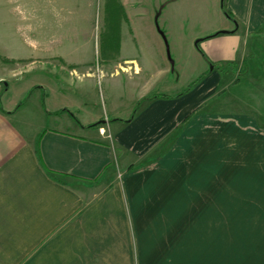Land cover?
<instances>
[{"label":"crops","instance_id":"0c3cea01","mask_svg":"<svg viewBox=\"0 0 264 264\" xmlns=\"http://www.w3.org/2000/svg\"><path fill=\"white\" fill-rule=\"evenodd\" d=\"M190 1L191 19L212 24L199 39L212 70L129 121L88 127L71 99L33 125L2 96L6 64L22 58L0 53L14 61L0 60V264H264V97L219 109L237 80L222 68L247 63L249 40L264 46V0ZM118 3L133 23V3ZM50 58L81 75V51ZM146 69L124 58L109 74L133 82Z\"/></svg>","mask_w":264,"mask_h":264},{"label":"rangeland","instance_id":"374dc122","mask_svg":"<svg viewBox=\"0 0 264 264\" xmlns=\"http://www.w3.org/2000/svg\"><path fill=\"white\" fill-rule=\"evenodd\" d=\"M129 1L134 6L131 24L118 20L114 0H0V28L6 35L0 40V53L22 58L6 64L7 91L2 96L16 101L22 108L19 115L33 125H51L44 106H63L71 99L81 100V120L112 122L129 118L131 104L139 97L171 98L190 92L213 68L199 42L211 31L210 21L191 19L190 0ZM130 27L136 33L133 39ZM10 33L16 40L8 37ZM80 51L81 75L50 58L55 54L71 58ZM246 51L251 57L246 64L222 68L229 81H238L225 90L221 111L234 112L243 106L237 101L264 97V46L252 39ZM124 58L147 66L133 82L125 73L109 74L110 65ZM210 107L207 104L203 112ZM62 118L72 121L69 112Z\"/></svg>","mask_w":264,"mask_h":264},{"label":"trees","instance_id":"16d2710c","mask_svg":"<svg viewBox=\"0 0 264 264\" xmlns=\"http://www.w3.org/2000/svg\"><path fill=\"white\" fill-rule=\"evenodd\" d=\"M114 4H116L117 7L120 8V4L117 1L114 0ZM5 62H8V61L5 60ZM156 97H159V95L148 97V98L145 97V98L141 99V101L139 103H137V105L134 107V110H133V113L131 114V116L126 121H129V120H131L134 117V115L136 114V112L138 110V107H139L140 103H142L144 101H147V100H151V99L156 98ZM101 124H102V121H98V122H96L94 124L89 125L88 127H97V126H100Z\"/></svg>","mask_w":264,"mask_h":264},{"label":"water","instance_id":"95a60500","mask_svg":"<svg viewBox=\"0 0 264 264\" xmlns=\"http://www.w3.org/2000/svg\"><path fill=\"white\" fill-rule=\"evenodd\" d=\"M221 33H226V31H221Z\"/></svg>","mask_w":264,"mask_h":264}]
</instances>
